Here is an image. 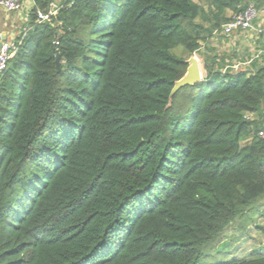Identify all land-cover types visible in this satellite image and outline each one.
Listing matches in <instances>:
<instances>
[{
    "label": "trees",
    "instance_id": "1",
    "mask_svg": "<svg viewBox=\"0 0 264 264\" xmlns=\"http://www.w3.org/2000/svg\"><path fill=\"white\" fill-rule=\"evenodd\" d=\"M56 2L0 73V264H264L216 262L262 216L264 67L211 47L264 0ZM192 55L202 81L170 101Z\"/></svg>",
    "mask_w": 264,
    "mask_h": 264
},
{
    "label": "rangeland",
    "instance_id": "2",
    "mask_svg": "<svg viewBox=\"0 0 264 264\" xmlns=\"http://www.w3.org/2000/svg\"><path fill=\"white\" fill-rule=\"evenodd\" d=\"M58 2V0H57ZM56 2V3H57ZM5 20V15L0 10V21ZM1 30H3L1 33H8V29H6V25L2 23ZM0 30V31H1ZM235 33L232 37L228 38L229 40H232V38H235ZM6 39H12L13 37L6 36ZM213 46L215 47V53L216 55H221L223 50L221 49V37H215L211 41ZM227 42V41H226ZM253 40L248 39L245 43L238 45V47L229 45L228 48L231 46V52L227 53L228 56L233 57L229 59L231 61L233 59V62L235 61H244V66L240 65V67H246L248 64H250L257 56L264 54L263 51L255 50L253 47ZM236 47V48H235ZM252 50H251V49ZM218 52H217V51ZM222 51V52H221ZM180 52V49L175 50L174 53L178 56ZM218 55V57H220ZM254 55V57H253ZM183 56V55H182ZM186 57V55H184ZM192 57L196 58L199 62L201 68H202V60L200 58V55H192ZM241 57V59H239ZM262 57V56H261ZM259 59V58H258ZM189 59H187L188 61ZM252 60V61H251ZM228 61L227 59L224 60V62ZM250 62V63H248ZM203 73V71H202ZM260 211L262 213V216H260V213H257L255 215V222L251 223L245 231H237V230H230L226 233V236L223 240V242L218 246L217 251H220V256L217 257L216 262H225L233 257L237 258H249L250 254L255 250L264 245V205L260 206ZM258 227L260 229H258Z\"/></svg>",
    "mask_w": 264,
    "mask_h": 264
},
{
    "label": "built area",
    "instance_id": "3",
    "mask_svg": "<svg viewBox=\"0 0 264 264\" xmlns=\"http://www.w3.org/2000/svg\"><path fill=\"white\" fill-rule=\"evenodd\" d=\"M23 6L24 0H0V10H2L7 15L20 13L23 10ZM57 11V5L55 3L51 4L47 14L41 12L37 13V23L49 22L51 17L57 14ZM258 21L264 22V5L260 8H257L254 4H249L239 13L231 15L230 21L222 27L220 34H222L224 37L230 38L235 33L249 32L253 29L254 24ZM23 30L24 34H26L29 29L24 28ZM260 32L261 30H258V33ZM13 39L14 37L12 39H6L2 42V47L0 50V73L6 69L8 61L17 53L21 44V41L16 43ZM242 64L244 63H236L232 68L237 70ZM245 119L248 121L256 120L255 116L251 114L245 115ZM254 132L260 139L264 140V126L258 130H255Z\"/></svg>",
    "mask_w": 264,
    "mask_h": 264
},
{
    "label": "crops",
    "instance_id": "4",
    "mask_svg": "<svg viewBox=\"0 0 264 264\" xmlns=\"http://www.w3.org/2000/svg\"><path fill=\"white\" fill-rule=\"evenodd\" d=\"M32 6H33V0H24L23 10L20 13H18V14L7 15L1 10L3 15H5V20L0 21V30H1L2 23L4 25H6V29H8V33L7 34H5V33H1V34H4L5 37L7 35L10 36V37H15L16 34L18 33L21 25L25 23L27 14L31 10ZM258 30H262V32L264 31V24H263L262 21L256 22L254 24V26H253V29L251 31L247 32V33H237L235 35V38L233 37L232 40H229V39L221 40V49L223 50V52L221 51L222 54L221 55L217 54V56L218 55L219 56H223L224 59H227L228 61L225 62V65H227V66H228V64H231V65L234 66V64H236V63H243L244 61L243 62L242 61L233 62V59L231 61H229V59H231L234 55L232 57L227 55V53L232 51L230 49L231 46H230V48H228V46L229 45H233V46L238 47V45H241V44L245 43L246 41H248V39H250V40L252 39L253 40V42H252L254 44L253 47H255L254 51L258 50V52L259 51H263L264 52V34H263V36H260L259 33H258ZM2 31L3 30H1L0 32H2ZM212 44L213 43H211V45ZM215 47H217V46H215ZM215 47H213V48H215ZM239 59H241V57H239ZM242 65L244 66V64H242ZM261 67H264V57L263 58L259 57V59L257 60V62L255 64L254 63H250V64H248V66L239 67L238 69L246 70V71H249V72L253 73L257 69H259Z\"/></svg>",
    "mask_w": 264,
    "mask_h": 264
},
{
    "label": "water",
    "instance_id": "5",
    "mask_svg": "<svg viewBox=\"0 0 264 264\" xmlns=\"http://www.w3.org/2000/svg\"><path fill=\"white\" fill-rule=\"evenodd\" d=\"M5 40H6L5 35L1 34L0 35V50L2 47V42ZM55 63H56L57 70H59L60 56L58 54L56 55ZM187 64H188V67H187V71L185 75L174 84L170 92V95H169L170 101L179 90L185 87H192L196 83H199L202 81V77H203L202 68L199 62L197 61V59L194 57H190L189 60L187 61Z\"/></svg>",
    "mask_w": 264,
    "mask_h": 264
}]
</instances>
